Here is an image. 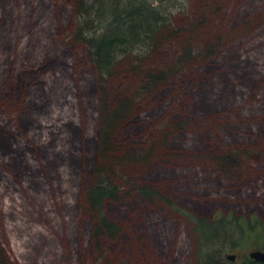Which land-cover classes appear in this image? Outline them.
Returning a JSON list of instances; mask_svg holds the SVG:
<instances>
[{"label": "rangeland", "instance_id": "374dc122", "mask_svg": "<svg viewBox=\"0 0 264 264\" xmlns=\"http://www.w3.org/2000/svg\"><path fill=\"white\" fill-rule=\"evenodd\" d=\"M169 4L174 29L103 75L83 35L111 18L0 0V264H230L264 248V0ZM99 184L115 191L101 211Z\"/></svg>", "mask_w": 264, "mask_h": 264}, {"label": "trees", "instance_id": "16d2710c", "mask_svg": "<svg viewBox=\"0 0 264 264\" xmlns=\"http://www.w3.org/2000/svg\"><path fill=\"white\" fill-rule=\"evenodd\" d=\"M125 1V5H122L121 2H123V0H85V2L84 0H80V4L82 7L81 13L90 17L93 22L95 21L99 24H102L105 21H108L109 18H111V21L104 29V32L102 34L95 35L91 34L90 32L86 35V37L83 35L84 39L89 44L88 47L90 49V56L96 62L98 73L103 75H110L111 73H113L111 72V67L115 66V59L118 56L119 52L123 51V53H128L130 50H133L135 46H156L162 39L160 36L161 34H163V30L165 31L167 28L168 31L169 29H174L170 28L168 24L170 22V13L168 12L167 14L166 12H164L165 10H163L160 6L167 5L165 9H167L168 11V9L170 8L169 2L173 0ZM165 14H167V17L165 16ZM240 58L241 60L238 59L240 63H247L248 60L246 58ZM244 68L245 67L236 66V69L244 70ZM160 78L162 80L163 77ZM160 78L158 76H156V78H152L151 76L150 84H156V81L158 82ZM122 105L123 104L117 106V110H119L118 112L122 113L125 109V107H123ZM108 133L109 130H105V134H102V137L104 136L105 138L106 136L107 138ZM105 140L107 143V139ZM114 192L115 191L112 188H108V186H104V184H99L92 187L88 191L87 199L89 203L93 205V207L101 211L107 199L115 200ZM244 222L246 223L243 224L242 222H239L243 230H245V228H248L249 230L254 226V223L252 221L250 222L249 220H246ZM111 224L112 223L109 222L105 216L101 215L100 222L97 223L95 231L103 232V229L111 231ZM200 226L208 227L209 222H207L206 224L202 221ZM224 263L225 262L223 261L221 256L216 257L214 254H207L206 256L203 255L202 258L200 257L197 260V264ZM230 264L263 263L248 259L247 261H234V263L230 262Z\"/></svg>", "mask_w": 264, "mask_h": 264}, {"label": "water", "instance_id": "95a60500", "mask_svg": "<svg viewBox=\"0 0 264 264\" xmlns=\"http://www.w3.org/2000/svg\"><path fill=\"white\" fill-rule=\"evenodd\" d=\"M249 257L250 259L256 262H260L264 264V248L253 250L252 252L249 253ZM226 258L230 261H235L237 257L235 254H228Z\"/></svg>", "mask_w": 264, "mask_h": 264}]
</instances>
